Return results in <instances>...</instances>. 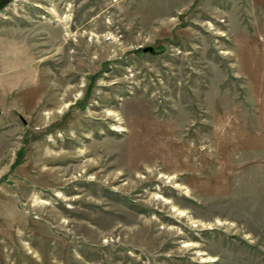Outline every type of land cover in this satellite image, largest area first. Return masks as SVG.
<instances>
[{
  "label": "rangeland",
  "instance_id": "374dc122",
  "mask_svg": "<svg viewBox=\"0 0 264 264\" xmlns=\"http://www.w3.org/2000/svg\"><path fill=\"white\" fill-rule=\"evenodd\" d=\"M3 35L0 264H264V0H10Z\"/></svg>",
  "mask_w": 264,
  "mask_h": 264
},
{
  "label": "crops",
  "instance_id": "0c3cea01",
  "mask_svg": "<svg viewBox=\"0 0 264 264\" xmlns=\"http://www.w3.org/2000/svg\"><path fill=\"white\" fill-rule=\"evenodd\" d=\"M8 42H11L12 44H14L19 52L23 51L24 48L20 47V45H19L20 41H18L16 38H10V37H7L5 35L0 36V43L1 44H5V43H8ZM36 73L37 72L35 71V75L33 76V80H35L34 78L37 77ZM3 90H4V88H3Z\"/></svg>",
  "mask_w": 264,
  "mask_h": 264
},
{
  "label": "water",
  "instance_id": "95a60500",
  "mask_svg": "<svg viewBox=\"0 0 264 264\" xmlns=\"http://www.w3.org/2000/svg\"><path fill=\"white\" fill-rule=\"evenodd\" d=\"M10 0H0V8L4 5V4H6V3H8ZM146 50H152V48L151 47H145L144 48V51H146Z\"/></svg>",
  "mask_w": 264,
  "mask_h": 264
},
{
  "label": "bare ground",
  "instance_id": "6f19581e",
  "mask_svg": "<svg viewBox=\"0 0 264 264\" xmlns=\"http://www.w3.org/2000/svg\"><path fill=\"white\" fill-rule=\"evenodd\" d=\"M20 215V214H19ZM14 233V232H13Z\"/></svg>",
  "mask_w": 264,
  "mask_h": 264
}]
</instances>
